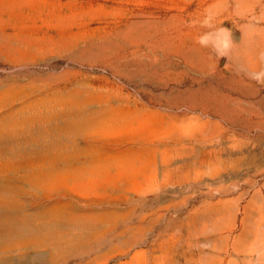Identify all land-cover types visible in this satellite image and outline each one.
Instances as JSON below:
<instances>
[{
    "label": "rangeland",
    "instance_id": "374dc122",
    "mask_svg": "<svg viewBox=\"0 0 264 264\" xmlns=\"http://www.w3.org/2000/svg\"><path fill=\"white\" fill-rule=\"evenodd\" d=\"M263 47L264 0H0V264H264Z\"/></svg>",
    "mask_w": 264,
    "mask_h": 264
},
{
    "label": "bare ground",
    "instance_id": "6f19581e",
    "mask_svg": "<svg viewBox=\"0 0 264 264\" xmlns=\"http://www.w3.org/2000/svg\"><path fill=\"white\" fill-rule=\"evenodd\" d=\"M257 32H258V31H257ZM244 40H245V39H244ZM244 40H243V41H244ZM263 48H264V47H263ZM249 56H250V55H249ZM250 57H251V56H250ZM255 61H257V60H255ZM255 63H256V62H255Z\"/></svg>",
    "mask_w": 264,
    "mask_h": 264
}]
</instances>
